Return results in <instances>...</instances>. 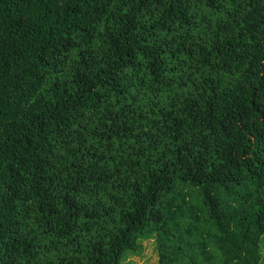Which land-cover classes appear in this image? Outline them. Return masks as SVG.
Wrapping results in <instances>:
<instances>
[{
	"label": "trees",
	"instance_id": "obj_1",
	"mask_svg": "<svg viewBox=\"0 0 264 264\" xmlns=\"http://www.w3.org/2000/svg\"><path fill=\"white\" fill-rule=\"evenodd\" d=\"M264 0H0V264H264Z\"/></svg>",
	"mask_w": 264,
	"mask_h": 264
},
{
	"label": "rangeland",
	"instance_id": "obj_2",
	"mask_svg": "<svg viewBox=\"0 0 264 264\" xmlns=\"http://www.w3.org/2000/svg\"><path fill=\"white\" fill-rule=\"evenodd\" d=\"M264 254V236H263ZM159 253L156 247V240L149 239L141 242V252L137 255H130L122 264H158Z\"/></svg>",
	"mask_w": 264,
	"mask_h": 264
}]
</instances>
